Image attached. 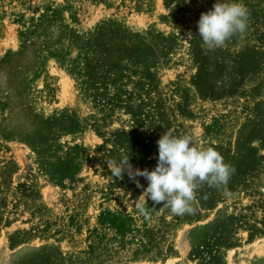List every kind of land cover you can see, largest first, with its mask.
Here are the masks:
<instances>
[{
	"label": "rangeland",
	"instance_id": "1",
	"mask_svg": "<svg viewBox=\"0 0 264 264\" xmlns=\"http://www.w3.org/2000/svg\"><path fill=\"white\" fill-rule=\"evenodd\" d=\"M215 2L0 0V264H264V0L208 51ZM165 132L235 171L195 214L148 200L146 220L109 162L154 169Z\"/></svg>",
	"mask_w": 264,
	"mask_h": 264
},
{
	"label": "clouds",
	"instance_id": "2",
	"mask_svg": "<svg viewBox=\"0 0 264 264\" xmlns=\"http://www.w3.org/2000/svg\"><path fill=\"white\" fill-rule=\"evenodd\" d=\"M249 17L250 11L242 0H216L210 10L201 13L197 22L198 35L206 50L223 48L237 35L243 38ZM157 146V164L152 170L134 169L129 155L120 154L109 162L110 172L115 178L122 179L126 173L129 180L142 189L135 207L138 215L146 220L151 219V212L146 207L148 200L154 206L164 205L173 215L195 214L196 192L202 186H226L235 171L216 148L199 146L191 136L165 132L157 140ZM138 177L148 182L147 187L140 183Z\"/></svg>",
	"mask_w": 264,
	"mask_h": 264
},
{
	"label": "trees",
	"instance_id": "3",
	"mask_svg": "<svg viewBox=\"0 0 264 264\" xmlns=\"http://www.w3.org/2000/svg\"><path fill=\"white\" fill-rule=\"evenodd\" d=\"M107 215H111V213H104L102 216H107ZM102 222H108L111 224V226H113L114 228H116L117 230L119 231H124V227H125V224H124V221H122L120 219L119 216L117 215H111V216H107L106 219H103L102 218Z\"/></svg>",
	"mask_w": 264,
	"mask_h": 264
}]
</instances>
